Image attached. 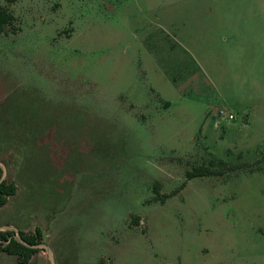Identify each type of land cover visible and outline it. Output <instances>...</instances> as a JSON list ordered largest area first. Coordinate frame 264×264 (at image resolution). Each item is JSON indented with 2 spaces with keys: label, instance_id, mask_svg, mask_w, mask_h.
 <instances>
[{
  "label": "rangeland",
  "instance_id": "1",
  "mask_svg": "<svg viewBox=\"0 0 264 264\" xmlns=\"http://www.w3.org/2000/svg\"><path fill=\"white\" fill-rule=\"evenodd\" d=\"M224 1L0 0L15 17L0 129L23 186L0 218L47 220L56 264H264L241 252L260 185L245 169L264 158L263 22ZM219 159L243 168L187 176Z\"/></svg>",
  "mask_w": 264,
  "mask_h": 264
},
{
  "label": "crops",
  "instance_id": "2",
  "mask_svg": "<svg viewBox=\"0 0 264 264\" xmlns=\"http://www.w3.org/2000/svg\"><path fill=\"white\" fill-rule=\"evenodd\" d=\"M224 2L226 5V9L229 13L253 12L258 14V16H261L263 22V31L261 33L262 38H259L258 42L261 46V51L264 53V0H225ZM215 9H218V6H216V8L214 7L212 10ZM258 77V82L261 83L262 76L259 74ZM249 106V117L253 115L258 119H261V101L258 100L256 103H253ZM261 122L264 121L261 120ZM9 125H11V122H9V124L5 126V130L0 129V160L3 161L7 166V180L9 182H14L17 185L18 189L14 195L8 198V201L4 205H2L0 209L7 205H11L12 203H17L19 195L23 190V186L21 187L20 183L21 178L18 175V170L20 169L21 165L11 162L7 157V152L11 151V148L13 147V145H15V143L13 142L14 138L10 137V139L4 140V134H1L4 131H10V129L8 128ZM7 128L9 130H7ZM10 136L13 135L10 133ZM254 178L258 179L260 183L258 187V192L257 190H255V192H257L258 198L257 226L252 227V232L250 233V241H248V238L246 239L245 243L242 244L241 252L244 254H258L264 256V172H255V175H253L252 177H247V180H245L244 182L249 183ZM18 209L21 218L25 221V223H18L14 218H0V230H5L7 226H15L19 228L20 231H23L28 234H33L35 233L36 229L40 227L43 231V236L49 235L50 239L48 241V244L50 245L54 254L55 248L51 240L53 232H48L47 220L41 219L38 215H34V212H31L26 208H17V211ZM0 257H3V259H5L4 264H23L20 262V257L17 255L9 254L6 252H0ZM40 260L44 262V264H50V258L47 251L42 249L37 251L32 255L30 261L27 264H33L35 263V261Z\"/></svg>",
  "mask_w": 264,
  "mask_h": 264
},
{
  "label": "trees",
  "instance_id": "3",
  "mask_svg": "<svg viewBox=\"0 0 264 264\" xmlns=\"http://www.w3.org/2000/svg\"><path fill=\"white\" fill-rule=\"evenodd\" d=\"M14 1V0H9ZM15 17L13 13L7 8L0 6V35L3 34L7 27L13 24ZM263 148V147H262ZM261 147L258 148V154H261L262 149ZM256 150V151H257ZM220 166V167H219ZM228 166V167H227ZM242 169L243 166L239 165H229L223 159H219L217 162L212 160L209 165L201 164L193 168L192 171L187 172V176L189 178L192 177H204V176H211V175H221L227 171V169L235 170V169ZM245 172L248 173H255V172H264V158H257L256 161L249 162L248 166L245 169ZM3 170L0 166V178L2 176ZM17 185L14 182H9L5 179L0 184V207L4 205L8 198L14 195L17 192ZM21 234L25 240L32 244H39L43 241V231L39 227L36 229L35 233L28 234L21 231ZM39 248H30L22 243H20L15 238V231L13 230H0V252H6L9 254L17 255L20 257V262L23 264H27L32 255L39 251ZM99 264H105L103 261H100Z\"/></svg>",
  "mask_w": 264,
  "mask_h": 264
},
{
  "label": "water",
  "instance_id": "4",
  "mask_svg": "<svg viewBox=\"0 0 264 264\" xmlns=\"http://www.w3.org/2000/svg\"><path fill=\"white\" fill-rule=\"evenodd\" d=\"M0 166L2 167V170H3L2 176L0 178V184H1L6 179L8 170H7V166L5 165V163L1 160H0ZM5 229H10V230L15 231L17 240L23 245L30 247V248H40V249L47 251L49 254V258H50V264H56L53 251L49 244L45 242L39 243V244H32L28 242L27 240H25V238H23L19 228L15 226H7Z\"/></svg>",
  "mask_w": 264,
  "mask_h": 264
},
{
  "label": "built area",
  "instance_id": "5",
  "mask_svg": "<svg viewBox=\"0 0 264 264\" xmlns=\"http://www.w3.org/2000/svg\"><path fill=\"white\" fill-rule=\"evenodd\" d=\"M216 111H217L216 114H214L216 116H228L229 119H235V115L233 113H229V111L225 108L222 109L218 108Z\"/></svg>",
  "mask_w": 264,
  "mask_h": 264
},
{
  "label": "flooded vegetation",
  "instance_id": "6",
  "mask_svg": "<svg viewBox=\"0 0 264 264\" xmlns=\"http://www.w3.org/2000/svg\"><path fill=\"white\" fill-rule=\"evenodd\" d=\"M6 179H7V177H6ZM5 230H10V229H5ZM21 232V231H20ZM15 238H16V233H15ZM17 239V238H16ZM43 241H44V239H43ZM43 241L41 242V243H43ZM48 244V243H47ZM40 249V248H39ZM41 250V249H40ZM43 250V249H42Z\"/></svg>",
  "mask_w": 264,
  "mask_h": 264
}]
</instances>
